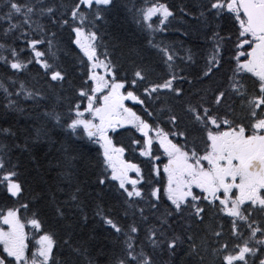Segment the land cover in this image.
I'll use <instances>...</instances> for the list:
<instances>
[{"label":"snow or ice","instance_id":"snow-or-ice-1","mask_svg":"<svg viewBox=\"0 0 264 264\" xmlns=\"http://www.w3.org/2000/svg\"><path fill=\"white\" fill-rule=\"evenodd\" d=\"M0 264H264V0H0Z\"/></svg>","mask_w":264,"mask_h":264},{"label":"trees","instance_id":"trees-1","mask_svg":"<svg viewBox=\"0 0 264 264\" xmlns=\"http://www.w3.org/2000/svg\"><path fill=\"white\" fill-rule=\"evenodd\" d=\"M175 2L179 3V0H175Z\"/></svg>","mask_w":264,"mask_h":264}]
</instances>
